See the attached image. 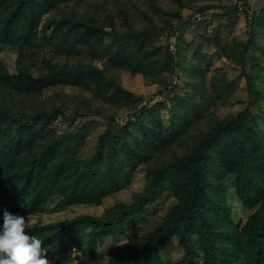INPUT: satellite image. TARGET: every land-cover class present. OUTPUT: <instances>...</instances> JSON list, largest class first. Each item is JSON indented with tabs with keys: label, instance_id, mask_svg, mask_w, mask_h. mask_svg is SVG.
<instances>
[{
	"label": "trees",
	"instance_id": "trees-1",
	"mask_svg": "<svg viewBox=\"0 0 264 264\" xmlns=\"http://www.w3.org/2000/svg\"><path fill=\"white\" fill-rule=\"evenodd\" d=\"M192 7L199 16L185 18L184 10ZM214 7L213 0H0V229L5 211L37 215L56 200L100 205L143 165L146 182L132 201L101 214L37 223L28 234L63 259L79 227H89L88 242L96 247L173 188L176 202L162 221L141 239L112 245L102 264H196L197 258L202 264H264V128L251 109L256 105L264 115V5L248 14L245 40L221 45L217 34L200 35L240 65L250 93L243 110L223 117L215 109L232 100V80L213 77L208 83L202 42L194 54L200 62L189 55L192 41L181 43L183 33ZM237 9L224 6L213 15ZM6 45L17 51V73L1 57ZM43 45L68 59L44 55L35 72ZM123 70L158 84L161 100L151 103L128 92ZM179 80L186 82L183 92ZM68 85L92 95H76L79 101L69 107L66 92L48 94ZM100 99L107 106L94 103ZM110 108L131 114L120 121ZM90 113L102 114L107 123L93 152L75 157L76 129L59 132L50 121ZM228 178L235 180L233 190ZM233 192L252 210L243 221L234 219L228 201ZM173 237L184 254L168 261L161 253Z\"/></svg>",
	"mask_w": 264,
	"mask_h": 264
},
{
	"label": "rangeland",
	"instance_id": "rangeland-1",
	"mask_svg": "<svg viewBox=\"0 0 264 264\" xmlns=\"http://www.w3.org/2000/svg\"><path fill=\"white\" fill-rule=\"evenodd\" d=\"M213 1L217 7L202 13V18L197 20L199 25L191 27L185 33H183L181 37V43L183 46L189 45L188 43L192 41V44L189 45L191 47L189 55L192 58L195 54V47H198L199 43L202 42L200 35L205 32L209 36H214L217 34L218 38H221V45H227L232 41V39H247L250 32L249 23L247 20L248 14H250L252 11L259 10L264 5V0H247V2L245 0ZM141 2L144 3L145 0H141ZM235 5H238V9L227 15H213L215 12H221L224 6L228 7ZM195 6L197 7V5ZM195 10V7H192L191 9H185L183 12L184 17L186 18L188 16H192L193 18H197L199 13H195ZM172 40H174V38ZM41 47L42 48L39 50V55L36 57L37 64L35 65L34 63L33 65L35 72L44 64L42 61L44 55H47L54 60L64 61L68 59L66 55L58 52L56 49L51 48L48 45H43ZM170 47L172 50H176L178 48L174 44V41L170 43ZM201 48L202 52L205 54V58H203L201 61L199 57H194L193 60L197 62L201 61L204 68L207 69L206 78L208 83L211 82L213 77L219 79L226 76L228 79L232 80L234 86L232 100L226 104L217 106L215 109L216 113L220 117H223L227 114L237 113L238 111L243 110L248 103L250 93L248 91L246 79L243 70L240 68V65L228 59L223 54L220 47H217L208 41H203ZM79 49L82 53L88 51V49L84 46H80ZM27 50H29V48ZM1 57L9 67L10 71L17 73L16 61L18 54L16 49L6 45ZM261 58L262 63L264 64V54L261 55ZM97 63L103 66L102 63ZM120 77L124 87L128 90V92L137 96L142 95L145 101L152 98L151 103L161 100V97H159L158 84L146 83L141 74L133 75L132 73L123 70L120 72ZM179 82H181L179 91H185L186 82L180 80ZM57 90L64 91L71 96L69 98V107L77 104L79 101V98L77 97L78 95H84L88 97L92 95L89 91L73 85H68L64 88L50 89L48 94ZM94 103L105 104L102 99L98 100V102L94 101ZM105 105L107 106V104ZM110 109L118 115V119L120 121L125 120L131 114L130 109L127 108ZM251 109L255 115L259 116L260 124L264 128V115L261 114V111L256 105H253ZM161 114L164 120L167 121L169 117V111L167 107L161 109ZM106 123V117H104L102 114L95 113H90L86 116H80L78 118H74L72 116L64 117L60 115L58 118L52 119L50 121L51 126L56 128L59 132L65 129H76L75 134H73L71 137V145L73 155L79 158H85L93 152L97 139L105 128ZM134 129L139 132L140 122L135 123ZM146 178V172L144 166L142 165L135 170L132 180L128 185H125L117 192L109 194L100 205L76 204L73 206H65L56 200L48 207L46 212L37 215H29V217L35 224H37L51 220L70 218L81 213L101 214L106 207L111 206L119 201H132L133 194L136 191L143 189ZM227 183L228 186H230V189L233 190V185L235 183L234 178H228ZM228 201L233 208L234 219L238 222L245 220L248 214L252 211L251 209L243 208L242 202L240 198L237 197L235 192L228 194ZM175 202V192L173 188H171L156 202L149 204L143 214L131 219L124 226L120 227L115 236L102 239L96 247L92 246L88 242L89 227L81 226L77 229L75 234L74 244L77 246V250L75 252L70 251L67 257L60 259L52 248L47 247L49 249L47 258L50 261V264H102L110 258L109 249L112 245L122 243L129 239L143 238L149 231L154 229L162 221L164 215L169 211ZM161 254L162 257L168 261H176L181 259L184 254V250L179 238H171L162 250ZM196 264H202V259L197 258Z\"/></svg>",
	"mask_w": 264,
	"mask_h": 264
},
{
	"label": "clouds",
	"instance_id": "clouds-1",
	"mask_svg": "<svg viewBox=\"0 0 264 264\" xmlns=\"http://www.w3.org/2000/svg\"><path fill=\"white\" fill-rule=\"evenodd\" d=\"M35 223L28 216L13 215L8 211L3 214L0 229V264H50L47 258L48 248L36 235H29ZM74 244L68 253L75 252Z\"/></svg>",
	"mask_w": 264,
	"mask_h": 264
}]
</instances>
